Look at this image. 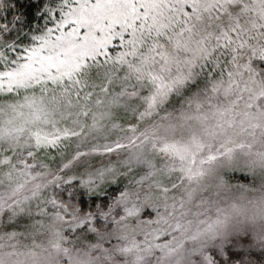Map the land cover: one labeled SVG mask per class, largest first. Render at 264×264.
Returning <instances> with one entry per match:
<instances>
[{"label":"snow or ice","instance_id":"6c2138e0","mask_svg":"<svg viewBox=\"0 0 264 264\" xmlns=\"http://www.w3.org/2000/svg\"><path fill=\"white\" fill-rule=\"evenodd\" d=\"M0 264H264V0H0Z\"/></svg>","mask_w":264,"mask_h":264}]
</instances>
